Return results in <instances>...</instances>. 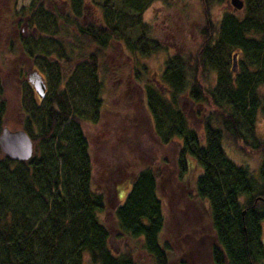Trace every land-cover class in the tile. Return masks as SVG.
<instances>
[{"label":"trees","instance_id":"obj_1","mask_svg":"<svg viewBox=\"0 0 264 264\" xmlns=\"http://www.w3.org/2000/svg\"><path fill=\"white\" fill-rule=\"evenodd\" d=\"M153 1L89 0L91 17L83 0H65L62 11L32 0L18 7L17 22L26 17L17 36L25 71L36 70L45 91L36 97L24 69L17 71L20 128L32 149L26 159L0 150V264H80L84 257L89 264H136L125 241L116 252L108 248L84 128L99 118L107 50L146 56L163 47L160 31L142 17ZM241 1L211 22L204 16L192 50L165 57L160 86L145 77L144 64L133 63L131 74L151 132L161 144H177V174L188 157L199 167L193 190L207 206L211 264H264V140L253 132L264 96V0ZM205 72L213 73L211 86ZM180 98L203 105L201 132L188 125ZM4 105L0 82V130ZM223 137L260 156L255 174L224 152ZM156 178L151 166L136 171L112 218L119 237L135 241L152 264H167Z\"/></svg>","mask_w":264,"mask_h":264},{"label":"rangeland","instance_id":"obj_2","mask_svg":"<svg viewBox=\"0 0 264 264\" xmlns=\"http://www.w3.org/2000/svg\"><path fill=\"white\" fill-rule=\"evenodd\" d=\"M32 1L61 11L65 7V0ZM83 1L91 17L96 9L91 1ZM29 2L0 0V82L5 101L2 124L9 129L20 128L21 123L16 75L19 69L25 71L26 65L17 36L25 33L26 28L23 27V18L18 22L16 18L19 16L18 7ZM225 8H232L229 0H155L143 11L142 17L160 31L158 36L163 47L146 56L118 51L117 46L112 48L118 53H114L111 47L106 52L105 62L110 68L103 77L99 118L84 128L92 171L91 186L102 195L104 208L98 212V217L109 231L108 248L116 252L125 241L136 264L152 263L136 248L135 241L118 236L112 208L122 200L131 176L144 166H151L157 173L156 194L164 219L159 239L168 246L167 264H211L208 248L215 240L209 226L207 206L193 190L199 167L188 157L185 172L180 176L177 174L174 160L177 144L174 139L161 144L151 132L142 92L133 83L131 74L133 63L137 66L144 64L145 77L160 86L158 79L165 57L175 51L189 53L197 41V30L203 24L204 16L211 22ZM201 78L207 85L213 84L212 72H205ZM179 104L188 125L201 132L199 114L203 105L189 103L185 98H180ZM253 132L257 139L264 140V96L255 115ZM222 147L230 158L244 164L249 172L256 173L260 156L239 151L238 145L226 137L222 139ZM80 264L89 262L84 257Z\"/></svg>","mask_w":264,"mask_h":264},{"label":"water","instance_id":"obj_3","mask_svg":"<svg viewBox=\"0 0 264 264\" xmlns=\"http://www.w3.org/2000/svg\"><path fill=\"white\" fill-rule=\"evenodd\" d=\"M230 5L233 8H240L242 6L241 0H229ZM235 66V53L231 55L230 67L233 69ZM30 83L33 90L38 97H42L44 94V82L36 71H32L30 74ZM0 150L15 159H26L31 153V140L26 132L21 129H9L2 127L0 130Z\"/></svg>","mask_w":264,"mask_h":264},{"label":"flooded vegetation","instance_id":"obj_4","mask_svg":"<svg viewBox=\"0 0 264 264\" xmlns=\"http://www.w3.org/2000/svg\"><path fill=\"white\" fill-rule=\"evenodd\" d=\"M15 10H16V9H15ZM18 18H19V16H17V18H16V19L18 20ZM22 18H23V27L25 28V27H26V26H25L26 17H25V16H23ZM24 32H25V31H24Z\"/></svg>","mask_w":264,"mask_h":264}]
</instances>
